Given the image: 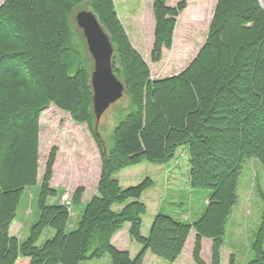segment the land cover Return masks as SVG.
Listing matches in <instances>:
<instances>
[{
    "label": "trees",
    "instance_id": "1",
    "mask_svg": "<svg viewBox=\"0 0 264 264\" xmlns=\"http://www.w3.org/2000/svg\"><path fill=\"white\" fill-rule=\"evenodd\" d=\"M168 1L152 0L153 63L163 50H171L176 20L186 8L184 1L174 7ZM84 4L112 44V73L130 103L107 151L94 129L93 69L85 39L76 34L72 20ZM50 106L87 127L99 155V179L76 228L68 231L71 207L81 203L84 188L73 191L70 206L54 202L61 193L50 186L57 154L52 147L38 187L37 221L19 240L9 230L24 190L37 185L39 120ZM180 149L186 154L190 191L209 192L204 210L196 221L157 212L142 236V195L153 182L146 177L122 188L116 175L144 162L168 164ZM248 161L264 167V8L257 0H216L195 57L162 79L150 78L113 0L0 4V264H82L104 258L107 264H143L147 253L174 264L191 231L193 262L221 264L237 181ZM256 194L263 209L245 264H264V189L257 187ZM126 224L129 239L140 246L134 256L111 243ZM203 239L211 243L209 263L201 258ZM227 264H236L234 254Z\"/></svg>",
    "mask_w": 264,
    "mask_h": 264
},
{
    "label": "rangeland",
    "instance_id": "2",
    "mask_svg": "<svg viewBox=\"0 0 264 264\" xmlns=\"http://www.w3.org/2000/svg\"><path fill=\"white\" fill-rule=\"evenodd\" d=\"M3 0H0V4ZM120 21L124 26L130 42L142 56L150 70L151 79H162L182 71L195 57L202 46L212 17L216 0H169L167 5L174 7L184 1L186 8L176 20L173 45L170 51L163 50L161 58L153 63L150 58L154 18L152 0H113ZM264 8V0H257ZM80 11H89L87 4L79 6L73 13V25L76 34L83 37L76 26L74 18ZM90 69L93 61L86 50ZM129 99L123 95L111 105L96 123L94 129L104 151L111 145V133L121 115L129 108ZM38 140V174L37 185L26 188L18 206L16 218L10 226V235L23 239L29 228L37 221L36 197L45 161L52 147L57 148L56 161L50 186L61 195L54 202L70 206V197L78 187L84 188L81 203L71 207L68 231L76 228L82 209L95 194L100 173V160L94 140L85 125H77L68 114L50 106L41 114L39 120ZM186 154L183 149L177 153L175 160L165 165L141 163L121 170L117 179L122 188L135 186L144 178L152 180V186L144 192L142 200L146 206L142 218V236H146L155 213L166 214L173 219L196 221L204 210L206 190L191 192L186 177ZM264 189V167L254 161L243 165L237 181V201L225 227V246L221 249V264H227L230 254L235 255L236 264H245L251 258L250 244L253 232L259 224L263 209L256 188ZM52 203L51 201H49ZM128 225L114 236L111 243L119 250L128 251L134 256L140 246L128 236ZM43 240V238H42ZM194 233L191 231L185 247L174 264H195L192 260ZM211 243L208 239L201 242V258L205 263L210 261ZM107 258L82 264H107ZM143 264H168L147 253Z\"/></svg>",
    "mask_w": 264,
    "mask_h": 264
},
{
    "label": "water",
    "instance_id": "3",
    "mask_svg": "<svg viewBox=\"0 0 264 264\" xmlns=\"http://www.w3.org/2000/svg\"><path fill=\"white\" fill-rule=\"evenodd\" d=\"M74 21L82 31L87 51L93 61L90 76L92 108L98 123L104 112L122 98L124 86L112 73V44L95 15L89 11H80L75 15Z\"/></svg>",
    "mask_w": 264,
    "mask_h": 264
},
{
    "label": "crops",
    "instance_id": "4",
    "mask_svg": "<svg viewBox=\"0 0 264 264\" xmlns=\"http://www.w3.org/2000/svg\"><path fill=\"white\" fill-rule=\"evenodd\" d=\"M121 184V183H120ZM114 238V237H113ZM112 241H113V239H112Z\"/></svg>",
    "mask_w": 264,
    "mask_h": 264
}]
</instances>
